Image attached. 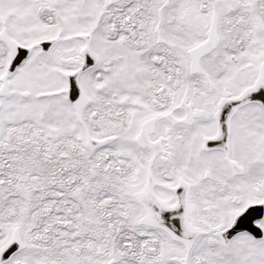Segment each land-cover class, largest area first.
Instances as JSON below:
<instances>
[{
	"label": "snow or ice",
	"instance_id": "snow-or-ice-1",
	"mask_svg": "<svg viewBox=\"0 0 264 264\" xmlns=\"http://www.w3.org/2000/svg\"><path fill=\"white\" fill-rule=\"evenodd\" d=\"M0 264H264V0H0Z\"/></svg>",
	"mask_w": 264,
	"mask_h": 264
}]
</instances>
